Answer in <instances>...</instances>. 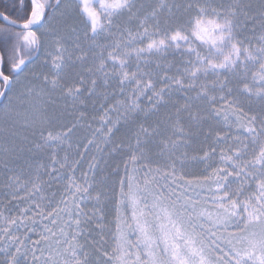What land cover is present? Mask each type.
<instances>
[{
	"label": "snow or ice",
	"instance_id": "1",
	"mask_svg": "<svg viewBox=\"0 0 264 264\" xmlns=\"http://www.w3.org/2000/svg\"><path fill=\"white\" fill-rule=\"evenodd\" d=\"M0 264H264V0H0Z\"/></svg>",
	"mask_w": 264,
	"mask_h": 264
}]
</instances>
